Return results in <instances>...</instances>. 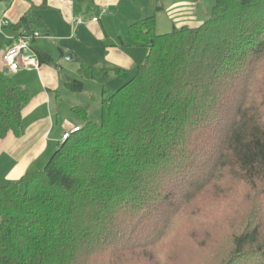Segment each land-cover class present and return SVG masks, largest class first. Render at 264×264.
Wrapping results in <instances>:
<instances>
[{
    "label": "trees",
    "instance_id": "obj_1",
    "mask_svg": "<svg viewBox=\"0 0 264 264\" xmlns=\"http://www.w3.org/2000/svg\"><path fill=\"white\" fill-rule=\"evenodd\" d=\"M41 7L7 27L45 33ZM128 31L149 52L127 82L106 88L122 68L80 58L65 82L104 86L101 120L73 107L85 123L45 167L0 184V264H161L183 218L209 213L195 203L210 191L234 192L227 207L247 216L214 230L230 246L203 264H264V0H215L197 26L160 33L152 15ZM5 42L0 32V141L23 135L31 100L3 69Z\"/></svg>",
    "mask_w": 264,
    "mask_h": 264
},
{
    "label": "crops",
    "instance_id": "obj_2",
    "mask_svg": "<svg viewBox=\"0 0 264 264\" xmlns=\"http://www.w3.org/2000/svg\"><path fill=\"white\" fill-rule=\"evenodd\" d=\"M200 1L0 0V20L7 19L10 25L16 24L33 5L42 6L41 19L47 31L35 38L33 46L43 48L53 58L51 62L40 63L39 67L16 71L20 73L30 70V74H18V80L14 81L19 85L23 82L27 84L31 100L23 109V135L10 133L0 141V164L13 172L19 168L27 170L36 164H43L54 152L56 145L60 144L66 130L82 126L77 118H63L60 115L68 76L65 77L60 69L63 60L59 57L72 54V59L77 61L80 58L96 66L119 67L123 71L115 75L121 77L137 69L149 52L146 47L133 41L128 31L130 24L156 15L158 28L157 13L170 12V17L174 16L173 27L197 26L205 19L198 18V14L194 13L199 12ZM157 4L162 5L161 10L156 9ZM94 16L98 17L97 21L92 20ZM78 18H83L84 22L78 24ZM7 31L10 36L16 33L5 27L4 34ZM5 48L4 45V51ZM55 59L57 69L52 65ZM27 172L22 173L20 178Z\"/></svg>",
    "mask_w": 264,
    "mask_h": 264
},
{
    "label": "rangeland",
    "instance_id": "obj_3",
    "mask_svg": "<svg viewBox=\"0 0 264 264\" xmlns=\"http://www.w3.org/2000/svg\"><path fill=\"white\" fill-rule=\"evenodd\" d=\"M214 2L215 0L200 1L199 12L194 13L198 14V18H204L205 14L209 12ZM190 14L192 15L193 13H188V15ZM157 16L159 19L157 29L158 31H160V33L169 32L173 29V25L175 24V22H173L174 16H172L171 18L170 12H159L157 13ZM176 18H178V16H176ZM7 34L5 33V47H8L13 43V40L11 38L12 36H10L11 34L8 31ZM42 37H44V35ZM66 56H64V58L59 57L61 58V60H63L61 62L63 64V67H60V69L63 70L64 76L80 78V74H78L77 72L80 65L79 61L75 59H67ZM57 64L58 63L55 59V61L52 62V65L55 69H57ZM23 71H20V73L10 71L9 73L14 80H18V74H30V70L28 69L25 70V72ZM135 71L136 69L132 70L129 73L123 74L121 77L112 75V78H110L106 84V88L117 89L125 82H127L134 75ZM20 85L28 87L24 82ZM103 88L104 86L100 82L92 79H84V90L82 92H73L72 90L67 88L65 90V94L62 93L63 105L60 112L61 117L74 119L77 118L79 122H82V125H84L85 118L82 115L74 112L72 109L73 107H82L88 108L89 119L100 121L102 97L101 94ZM59 102H61V99L59 100ZM58 147L59 145H56L54 149L56 150ZM51 154H53V152ZM51 154L47 160H44L45 162H43V164H36L31 168H27V170H25V168H19L13 172L12 170H8V167L0 164V184H5L11 180H18L22 173H24L25 171L43 169L50 159ZM229 196L234 197V192H231ZM229 196H218L213 191H210L208 194L201 196L197 200L198 202L196 201L195 203L196 207L198 210H200L199 207L209 208V213H201V216L203 217L201 220H195L193 216L183 218V220L187 221L178 225L175 232L170 236V238L162 246L159 247V253L162 254H158L159 258L163 259L161 264H203L204 260L215 248L218 250V248L222 246H225L226 248L229 247V237L227 236V234L224 233L225 238L223 236H216L214 234V230L216 228H224V226L228 225L226 228H228V234H231L235 231L236 226L232 223L236 221L240 223L247 216L245 212L244 217L242 218L243 210L239 209L238 207L234 209L235 205L232 208L227 207L233 199V197L228 198ZM208 214L210 215V217H206V215ZM226 222L227 224L225 225ZM240 226L241 224H239V227ZM210 247H212L211 250ZM203 250L204 252L201 255V252ZM208 250L210 251L207 254Z\"/></svg>",
    "mask_w": 264,
    "mask_h": 264
},
{
    "label": "built area",
    "instance_id": "obj_4",
    "mask_svg": "<svg viewBox=\"0 0 264 264\" xmlns=\"http://www.w3.org/2000/svg\"><path fill=\"white\" fill-rule=\"evenodd\" d=\"M93 21H97L98 17L94 16ZM78 24L83 23V18L76 20ZM10 25L7 19L0 20V32H4L5 27ZM41 33L38 30L29 31L26 28L17 30L15 35L12 36L13 43L5 48L2 57L3 69L7 71L16 72L21 68L39 67L40 61L37 54L33 51V40L40 36ZM80 126H74L70 130H66L62 134L61 141L66 140L70 135L78 131Z\"/></svg>",
    "mask_w": 264,
    "mask_h": 264
},
{
    "label": "water",
    "instance_id": "obj_5",
    "mask_svg": "<svg viewBox=\"0 0 264 264\" xmlns=\"http://www.w3.org/2000/svg\"><path fill=\"white\" fill-rule=\"evenodd\" d=\"M72 57H73L72 54L66 56L67 59H72Z\"/></svg>",
    "mask_w": 264,
    "mask_h": 264
}]
</instances>
